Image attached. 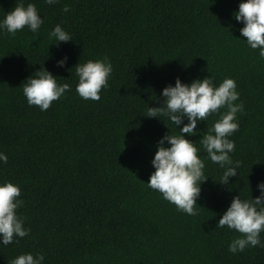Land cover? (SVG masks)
<instances>
[{
    "label": "trees",
    "instance_id": "16d2710c",
    "mask_svg": "<svg viewBox=\"0 0 264 264\" xmlns=\"http://www.w3.org/2000/svg\"><path fill=\"white\" fill-rule=\"evenodd\" d=\"M21 2L34 3L44 23L37 32L0 34V152L8 156L0 183L20 186L17 213L30 232L0 246V264L27 252L42 253L43 264H264V247L233 254L228 244L240 234L217 227L233 197L255 198L264 181V60L234 19L241 0H0V19ZM58 23L72 41L48 38ZM105 56L108 87L100 100L82 99L75 65ZM41 67L71 85L46 111L29 106L22 91ZM177 77H211L217 86L233 78L244 105L229 137L238 176L220 184L223 169L201 152L208 179L194 216L146 184L157 142L179 134L167 117H147L148 107L162 106V90ZM217 119L185 137L198 142Z\"/></svg>",
    "mask_w": 264,
    "mask_h": 264
},
{
    "label": "clouds",
    "instance_id": "9594fccd",
    "mask_svg": "<svg viewBox=\"0 0 264 264\" xmlns=\"http://www.w3.org/2000/svg\"><path fill=\"white\" fill-rule=\"evenodd\" d=\"M44 2L54 5L59 0ZM69 10L70 6L65 4L63 11L67 13ZM233 15L236 21L243 24L239 31L241 36L247 38L243 39L247 46L258 49L259 58L264 60V0H241L238 11ZM43 23L34 3L29 2L25 6L21 2L0 19V34L15 35L25 27L37 32ZM48 38L55 41V45L73 40L71 34L59 23L49 31ZM67 60V56L57 60V66L64 67ZM112 71L113 66L107 56L77 63L76 93L84 100H100V92L108 87ZM56 78L44 67L28 77L27 83L22 84L28 105L46 111L53 101L70 90L69 83H58ZM161 95L164 98L162 106L148 107L146 116L167 117L179 129V134L166 133L157 142V150L151 160L155 170L146 184L159 192L163 199L174 204L178 211L194 216L199 212L194 206L197 205L201 185L208 179L204 174L205 161L201 152H206V158L223 169L220 184L228 185L231 177L238 176L241 162L234 161L230 155L235 151V142L229 137L239 129L236 116L238 112L243 113L244 105L243 102L236 103L240 93L236 81L230 77L224 78L218 86L214 85L211 77L197 78L191 83H184L177 77L175 84L167 85ZM216 113H219V119L201 133L198 142L185 137V133L196 135L200 131L197 129L198 122H207V118ZM185 118L187 123H184ZM0 162H8L4 152H0ZM257 188L259 195L255 198L252 194L245 199L240 194L233 197L217 222V227L227 226L240 234L228 244V251L233 254L243 252L246 248L264 247V241L261 240V233L264 232V181H259ZM20 197L19 185L10 181L0 183V246L18 243V238L30 232L17 213V209L24 203ZM44 260L42 253L34 256L27 252L13 258L10 264H43Z\"/></svg>",
    "mask_w": 264,
    "mask_h": 264
}]
</instances>
